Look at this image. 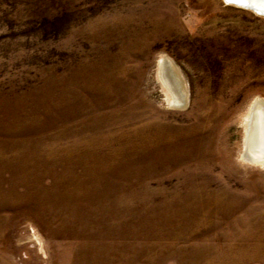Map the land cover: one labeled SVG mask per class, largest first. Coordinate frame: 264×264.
<instances>
[{
  "label": "rangeland",
  "instance_id": "obj_1",
  "mask_svg": "<svg viewBox=\"0 0 264 264\" xmlns=\"http://www.w3.org/2000/svg\"><path fill=\"white\" fill-rule=\"evenodd\" d=\"M257 96L264 16L226 0H0V264H264Z\"/></svg>",
  "mask_w": 264,
  "mask_h": 264
},
{
  "label": "bare ground",
  "instance_id": "obj_2",
  "mask_svg": "<svg viewBox=\"0 0 264 264\" xmlns=\"http://www.w3.org/2000/svg\"><path fill=\"white\" fill-rule=\"evenodd\" d=\"M264 16V0H226ZM254 8V9H252ZM158 79L170 105L185 108L188 94L182 79L167 57L158 60ZM162 89V90H163ZM246 136L242 158L253 164L264 163V99L257 96L250 103L244 117Z\"/></svg>",
  "mask_w": 264,
  "mask_h": 264
},
{
  "label": "water",
  "instance_id": "obj_3",
  "mask_svg": "<svg viewBox=\"0 0 264 264\" xmlns=\"http://www.w3.org/2000/svg\"><path fill=\"white\" fill-rule=\"evenodd\" d=\"M228 2V1H227ZM231 1H229L228 3H230ZM252 9H254V8H252ZM264 14V13H263Z\"/></svg>",
  "mask_w": 264,
  "mask_h": 264
}]
</instances>
